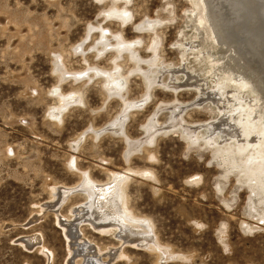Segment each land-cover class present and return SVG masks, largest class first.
<instances>
[{"label": "rangeland", "instance_id": "rangeland-1", "mask_svg": "<svg viewBox=\"0 0 264 264\" xmlns=\"http://www.w3.org/2000/svg\"><path fill=\"white\" fill-rule=\"evenodd\" d=\"M129 2H118L131 16L130 22L122 25L116 17L106 16L115 7L112 0H0V264H66L68 242L57 221L61 218L51 211L40 212V206L51 199L52 185L71 186L77 182V169L69 162L72 156L95 181L107 179L102 168L121 171L127 166L150 169L158 180L133 176L126 191L128 205L139 218H147L153 242L175 255L163 260L143 248L126 250L128 259L111 264H264V224L252 212L250 198L254 193L249 189L250 181L220 160L215 143L210 148L202 140L187 143L177 128L169 132V128L158 129L151 148L140 152L138 146L128 162L124 156L131 149L113 131L101 136L92 132L76 151L70 147L86 129L99 130L120 115L127 137L133 142L142 138L141 144L145 145L143 140L148 137L144 129L150 122L161 126L174 122L171 109L157 113L164 102L183 107L178 121L196 124L219 117L220 110L211 101L210 105L189 107L198 96L193 88L177 87L174 92L162 83L206 84L208 92L220 99L219 106L225 99L240 95L242 98L235 99L236 126L242 121L237 115L243 113L238 105L245 103L243 98H255L256 93H251L249 87L230 85V71L215 66L211 57L208 60V51L214 59L221 52L204 24L197 0ZM146 21L155 25L154 30L139 31L136 26ZM102 30L126 41L138 40L137 57L144 63L142 68L147 77L161 83L148 92L142 75L134 70L136 62L126 54L119 57L120 73L126 75V99L135 102L147 98L143 106L130 109L125 116L123 102L115 97L106 99L100 80L87 77L78 84L70 80L60 85L58 82L55 59L70 71L83 70L88 65L112 69L118 58L112 50L116 43L102 42ZM152 62L155 66L151 70L148 65ZM246 76L254 78L252 74ZM258 77L263 81L259 90L264 96V73ZM58 85L62 93L76 91L83 100L62 112L61 121L50 114V108L58 106L52 94ZM228 102L222 105L226 112L231 107ZM258 115L263 117L264 111ZM242 124L245 125L243 121ZM234 131L230 128V132ZM255 154L259 155V151L248 148L237 157L249 163V157ZM252 164L257 170L264 168V159ZM255 191L260 193L259 198L263 197L260 188ZM259 198L255 208L263 217L264 197ZM84 200V195L71 196L60 208L62 217L70 216L73 207ZM36 214L38 219L29 223ZM82 231L100 250L118 244L110 235H96L87 225L82 226ZM33 234L40 235L48 252L37 245L31 250L19 245L21 237Z\"/></svg>", "mask_w": 264, "mask_h": 264}, {"label": "bare ground", "instance_id": "bare-ground-1", "mask_svg": "<svg viewBox=\"0 0 264 264\" xmlns=\"http://www.w3.org/2000/svg\"><path fill=\"white\" fill-rule=\"evenodd\" d=\"M197 1L202 8L204 24L208 28L209 34L211 32L212 39L220 48L221 52V56L218 59H214V57L210 54V51H208V60L211 57L212 63L216 64L215 66H220L223 69L230 71V75L232 77L231 81L233 82V84L230 85L237 86L238 89H245L249 87L251 93H256L254 94V99L251 98V100H247L243 98L245 103L242 106L238 105L243 113H240L237 116L241 118L240 120H242L245 125H243L241 121L240 123L243 125L242 126L238 121V130V127L234 124L236 123V119L233 116L234 113L237 112L235 110V99L240 95H234L233 99H225V102H221V106H219L220 99L214 94H210L208 92V88L210 87L206 84L196 82L194 84H182L183 86H178L174 85L177 82L173 83V85L162 83L165 87L174 90V92L176 90L178 91V89H176L177 87L184 89L193 88L198 96L192 101V103H190L189 107H202L205 104L210 105L212 102L220 110L219 119L217 118L212 121H204L196 124L186 123L183 120L178 121L179 113L183 110V107H176L175 104L170 106L171 103L164 102L159 105V108L157 107V113L159 111L171 109V120H174L175 123L172 122L169 123V125L161 126L159 123L157 125L150 122L149 126L144 129L145 135L148 137L143 140L146 142L145 145L141 144L142 138L133 142L127 137L122 126L123 121L120 115L117 117L118 119L116 121L107 123L99 130H94L93 128L86 129L70 143V147L74 148V151H76L80 144L92 132L94 133V136H101L104 135L105 132L106 134H111L113 131L114 134H119L126 141L127 146L131 149L124 156L126 159L125 161L128 162L138 146L140 147V152H143L145 148H151L149 145L153 142V134L158 129L165 131L166 128H169V130L166 131L169 132L174 131L177 128L176 131L179 132L187 143L196 144L198 141L202 140L203 144L209 148L213 145V143H215V151L221 153L220 160H222V162H226L228 167L230 166V168L242 172V175L250 181L249 189L252 193H254V197L250 198L251 208L254 210L252 212H254V216H257V219L259 218L262 220L261 224H264V216L260 217V210L255 208V201L260 196V193H256L255 188H260L264 197V188H261L263 186L262 181L264 180V174L261 176L256 172L264 173V168H259V170H257V167L252 164L254 160H259L260 158L264 159V116L260 117L258 115L261 110L264 111V96L259 90L263 81L262 78L258 77L260 74L264 73V0ZM112 2L115 3V7L110 12H107V18L116 17L118 19L117 21H120L122 25L129 23L131 16L129 11H127L128 9L120 8L118 5V2H123L127 5L130 3L129 0H112ZM150 23L151 21H146L144 25L140 24L136 27L139 31L150 30L151 28L154 30L155 25H150ZM104 30H102V32H104L101 37L102 42L105 41L106 43H110L108 41L112 40L114 42L112 45L116 43V46H112V50L116 52L117 55L115 57L118 58L114 60L112 69L105 71L104 69H99L96 66L92 67L88 65L87 68L83 70L70 71L65 66L60 67L58 63L59 59H55L56 73L60 79L58 82L60 85L61 83L70 80L72 82H77L78 84L80 81H83L84 78L87 79V77L91 80H100V83L104 85V89L107 93L106 99L115 97L123 102L122 111L124 110L123 114L125 116L130 109H134L136 106H143V104L147 102V98L142 97L140 100L135 102L131 101L129 98L126 99V91H124V79H126V75L120 73L119 68L122 66L118 63L119 57L126 54L131 61L136 62L134 70L138 72L137 74L142 75L143 80L148 86V92H150L153 85L161 83H159L158 80H152L147 77V72H145V69L142 68L144 63H140L143 61L139 60L137 57L138 40L133 42L126 41L124 38L120 39V37L113 35L115 33L108 35V33H105ZM223 49H225V51H222ZM154 50L155 49H153V53L155 54ZM77 53H79V51L75 52V54ZM86 58L87 57H84V59ZM148 66L152 70L155 63H149ZM249 74L254 75L253 77L255 79L251 78V76L248 78L246 75ZM259 84L261 86H259ZM59 85L52 89V94L55 98H57L59 107L53 106L50 108L51 116H53L57 121L62 120V112H64L68 107L76 104L78 105L83 101L76 91L62 93ZM243 100L240 101L242 102ZM228 101L231 102V107H229L226 112L224 111V106L222 108V105ZM230 102L228 103L230 104ZM187 106L184 108H188ZM174 110H177L176 115ZM240 110L238 112H240ZM156 111L153 112L154 115ZM156 125L158 128H156ZM191 127L195 128L192 129ZM230 128L235 131L230 132ZM185 135H187V137ZM206 137L208 138L206 139ZM248 148H255L259 151V155L255 154L257 156H250L249 158L251 161L249 163H242L237 156L238 154L246 151ZM235 150H238V153H236ZM151 157L155 159L154 155ZM69 162L74 165L75 169H77L79 176L77 182L71 186L62 184L52 185L50 187L51 199L46 201V204H43L44 207H42V205L40 206V212L46 213L51 211L56 214L58 219L61 218L60 221H57L68 242L69 254L66 264H111L114 260L119 262L121 259H128L125 254L126 250L141 251L142 248L157 254V256L163 258V260H169L172 258V255H175V253L168 250L167 247L153 242L150 231L151 226L150 223H148L149 221L147 218H139L128 205V195L126 192L128 182L134 179L133 176L135 175L141 177L142 179H156V176L150 169L142 168L134 170L127 166L121 171H115L102 168V170L106 172L107 179L104 181H95L90 176L88 171L81 170L77 166L76 159L73 158V156ZM74 195H84L85 200L82 204L73 207V211H71L70 216L62 217L60 214V208L69 201L71 196ZM263 197H260L259 199ZM37 216L38 215L36 214V217L28 220L30 221L29 223H34L35 220L38 219ZM83 225H87V227L93 230L94 233L96 232V235L112 236L113 239L118 242L117 246L111 247L109 250H100L98 246L94 245L83 235ZM249 228L252 230V227ZM39 236L40 235L38 234H33L31 236L21 237L18 240L20 243L19 245L23 246L27 250H31L35 245H37L39 249L46 250V247L41 244V237ZM46 252H48V250H46ZM102 256H105L106 258L102 259Z\"/></svg>", "mask_w": 264, "mask_h": 264}]
</instances>
